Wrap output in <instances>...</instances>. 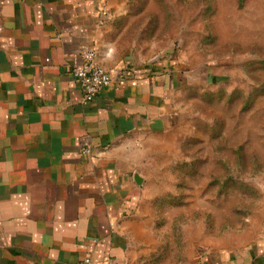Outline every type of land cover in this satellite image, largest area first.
Listing matches in <instances>:
<instances>
[{
	"label": "crops",
	"instance_id": "1",
	"mask_svg": "<svg viewBox=\"0 0 264 264\" xmlns=\"http://www.w3.org/2000/svg\"><path fill=\"white\" fill-rule=\"evenodd\" d=\"M118 8L0 0V264L220 263L173 257L140 207L130 140L175 125L177 81L170 60L119 49ZM88 51L111 84L85 105L72 70Z\"/></svg>",
	"mask_w": 264,
	"mask_h": 264
},
{
	"label": "rangeland",
	"instance_id": "2",
	"mask_svg": "<svg viewBox=\"0 0 264 264\" xmlns=\"http://www.w3.org/2000/svg\"><path fill=\"white\" fill-rule=\"evenodd\" d=\"M117 1L119 49L177 81L175 125L130 140L155 242L264 264V0Z\"/></svg>",
	"mask_w": 264,
	"mask_h": 264
},
{
	"label": "built area",
	"instance_id": "3",
	"mask_svg": "<svg viewBox=\"0 0 264 264\" xmlns=\"http://www.w3.org/2000/svg\"><path fill=\"white\" fill-rule=\"evenodd\" d=\"M72 77L80 87L82 103L90 104L111 84L109 73L95 61L94 52H85L80 65L72 70ZM82 155H90L89 146L83 145ZM84 264H95L90 258H85Z\"/></svg>",
	"mask_w": 264,
	"mask_h": 264
}]
</instances>
